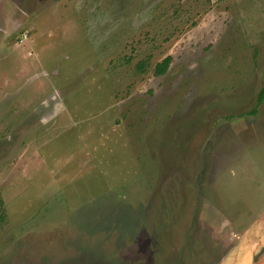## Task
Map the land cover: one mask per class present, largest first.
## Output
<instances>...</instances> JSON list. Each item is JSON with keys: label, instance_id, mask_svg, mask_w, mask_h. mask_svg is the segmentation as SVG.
<instances>
[{"label": "rangeland", "instance_id": "rangeland-1", "mask_svg": "<svg viewBox=\"0 0 264 264\" xmlns=\"http://www.w3.org/2000/svg\"><path fill=\"white\" fill-rule=\"evenodd\" d=\"M263 88L264 0H0V264H220Z\"/></svg>", "mask_w": 264, "mask_h": 264}, {"label": "crops", "instance_id": "crops-1", "mask_svg": "<svg viewBox=\"0 0 264 264\" xmlns=\"http://www.w3.org/2000/svg\"><path fill=\"white\" fill-rule=\"evenodd\" d=\"M234 246L222 258L220 264H261V257L254 259L256 253L264 249V210L242 232L238 233Z\"/></svg>", "mask_w": 264, "mask_h": 264}, {"label": "trees", "instance_id": "trees-1", "mask_svg": "<svg viewBox=\"0 0 264 264\" xmlns=\"http://www.w3.org/2000/svg\"><path fill=\"white\" fill-rule=\"evenodd\" d=\"M171 60H172V57L168 56L162 62L158 63L156 65L155 73H158V74L165 73L167 69L169 68ZM260 99L264 101V88L261 91Z\"/></svg>", "mask_w": 264, "mask_h": 264}]
</instances>
